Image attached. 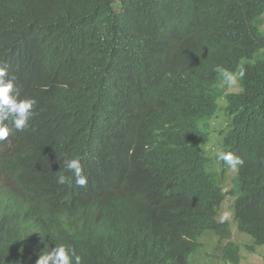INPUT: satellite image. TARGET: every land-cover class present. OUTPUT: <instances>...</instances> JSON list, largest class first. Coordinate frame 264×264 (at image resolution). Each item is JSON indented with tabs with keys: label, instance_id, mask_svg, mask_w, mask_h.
I'll use <instances>...</instances> for the list:
<instances>
[{
	"label": "trees",
	"instance_id": "trees-1",
	"mask_svg": "<svg viewBox=\"0 0 264 264\" xmlns=\"http://www.w3.org/2000/svg\"><path fill=\"white\" fill-rule=\"evenodd\" d=\"M263 17L264 0H0V62L37 102L0 142V264L61 244L82 264H191L207 233L241 264L219 220L227 195L247 252L263 248ZM218 66L244 69L238 92ZM220 111V149L244 160L228 193L230 168L207 151ZM75 157L85 187L66 170Z\"/></svg>",
	"mask_w": 264,
	"mask_h": 264
},
{
	"label": "clouds",
	"instance_id": "clouds-1",
	"mask_svg": "<svg viewBox=\"0 0 264 264\" xmlns=\"http://www.w3.org/2000/svg\"><path fill=\"white\" fill-rule=\"evenodd\" d=\"M216 71L224 77L229 86L237 84V77L232 73L219 66ZM244 74V69L241 68L238 76L243 78ZM36 103L34 98L22 99L18 96L15 77L9 75L8 65L0 62V142L6 141L13 131L22 132L29 126ZM9 120L11 126L7 123ZM215 157L217 161H222L232 170H237L244 164L243 158L232 151L216 149ZM64 163L66 170L74 173L76 185L85 187L88 177L84 174L81 159L79 157L66 159ZM57 183H71V177L60 175ZM36 264H82V257L71 245L61 244L47 254L40 255Z\"/></svg>",
	"mask_w": 264,
	"mask_h": 264
},
{
	"label": "rangeland",
	"instance_id": "rangeland-1",
	"mask_svg": "<svg viewBox=\"0 0 264 264\" xmlns=\"http://www.w3.org/2000/svg\"><path fill=\"white\" fill-rule=\"evenodd\" d=\"M263 23V31H264V17L262 19ZM264 57V51L261 52V54L256 56L251 62L255 63L259 58L262 59ZM237 77L238 81V76ZM227 82L225 79L223 80V83L221 85V90L224 92H238L240 90V86L237 82L234 86H227L225 87ZM225 107V101H223L221 105V109ZM230 120L228 117L225 116L223 111H220L216 117H214L210 122V130H211V143L207 148L208 153L211 155H215L216 149H220L221 147V141H222V133H225L228 130ZM214 170L219 171L220 170V164L218 162H215L214 164ZM231 170V169H230ZM228 171L226 182L224 184V190L225 193H228L234 186V178L236 176V171L231 170ZM235 198L231 195H227L220 213H219V220L220 221H228L231 225V232H232V239L230 241L240 245L243 250V260L241 264H264V247L258 248L256 253L249 254L247 252L248 248L251 246L252 242L249 239V237L245 236L244 234H240L238 231V228L234 222L233 218V204H234ZM225 216L227 218L225 219ZM200 242L203 245V248L196 253L195 255H192L190 258L191 264H230L223 260V248L228 243V241H221L218 236H216L213 233H207L204 235Z\"/></svg>",
	"mask_w": 264,
	"mask_h": 264
}]
</instances>
